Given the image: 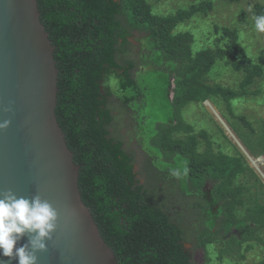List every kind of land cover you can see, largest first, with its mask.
I'll return each mask as SVG.
<instances>
[{"label":"trees","instance_id":"trees-1","mask_svg":"<svg viewBox=\"0 0 264 264\" xmlns=\"http://www.w3.org/2000/svg\"><path fill=\"white\" fill-rule=\"evenodd\" d=\"M37 4L58 70L57 123L79 166L81 200L117 264H197L192 246L205 254L218 247L216 260L223 261L234 258L236 237L240 246L247 245L246 251L263 243L264 197L259 195L264 185L260 177L236 147L234 155L222 152L220 146L213 149L212 136L205 130L195 133L180 115L191 103L216 98L224 100L234 116L230 105L258 91L248 87L264 72L262 54L257 60L246 54L233 28L213 25L215 48L192 50V32L178 27L194 17L207 16L211 0L191 3L170 14L155 13L149 0H37ZM251 13L264 15V3H254ZM133 31L148 35L152 49L169 63L172 122L157 127L154 146L168 160L175 153L187 158V188L154 168L149 159L140 162L133 149L125 150L111 114L97 120L93 113L95 101L90 99L98 91L95 79L103 68L122 70L124 87L134 83V64L121 57L131 51L127 37ZM219 63L242 74L237 89L210 82ZM75 94L85 112L82 120L73 108ZM234 117L249 131L245 134L236 128L245 150L248 147L252 157L258 152L264 158V122L256 133L243 116ZM237 209L243 211L244 227ZM237 255L241 260L244 257L240 252ZM204 260L209 262L208 255ZM258 264H264V257Z\"/></svg>","mask_w":264,"mask_h":264},{"label":"water","instance_id":"water-1","mask_svg":"<svg viewBox=\"0 0 264 264\" xmlns=\"http://www.w3.org/2000/svg\"><path fill=\"white\" fill-rule=\"evenodd\" d=\"M53 53L37 0H0V122L12 121L0 131V198L11 189L17 197L39 196L59 211L47 251L36 253L37 264H117L81 200L79 166L57 123L58 70ZM10 102L14 110L6 113ZM204 103L212 109L207 100ZM225 128L264 180L259 168L264 158H253ZM28 240L25 235L17 246Z\"/></svg>","mask_w":264,"mask_h":264},{"label":"rangeland","instance_id":"rangeland-1","mask_svg":"<svg viewBox=\"0 0 264 264\" xmlns=\"http://www.w3.org/2000/svg\"><path fill=\"white\" fill-rule=\"evenodd\" d=\"M149 1L152 4L154 8L153 11L155 13L170 14L175 13L177 9L187 8L189 4L196 3L202 0ZM211 2L212 8L208 12L207 16L194 17L193 19H191L192 21L179 25L178 27L183 31L187 30L192 32L194 36L192 50L196 52L204 47L215 48L216 34L213 33L212 26L217 25L219 27L224 26L227 28L236 29L238 32L239 42L243 46L246 54L254 58V60H257V57L260 54H262V56L264 57V33H258L255 30V17L251 13L252 5L254 3L263 4L264 0H238L236 2H227L225 0H211ZM139 40L141 41V44L143 42V44L151 45L148 35L141 34L138 37V41ZM218 44L221 45L222 43L220 42ZM143 53H146L145 50H142V54ZM154 54L157 57L156 59L153 58ZM158 57L159 54L153 51V53L151 52L147 59H144L142 61V69H145V72H147H142L143 81L140 84L141 88H145L144 91L142 90V99L144 100L142 103L143 107L145 106V110H143V113L146 114V122L142 121L144 124V128L142 129L143 133H141L140 141L146 146L150 145L149 138L154 134V130L152 129L153 123L155 121L167 120L170 116L169 114L171 113L170 102L172 100V93L170 89L173 88V82L172 80L169 81V76H167L168 69L166 67L169 66L168 62H164L163 68L161 70L156 69V67H161L163 64V62H159ZM147 67H150L152 70L148 72ZM217 69H219V71L215 74L214 78H209L210 82L237 89L242 79V74L240 72H234L229 67L224 68L221 66V63H219L217 65V68L213 70L211 76L214 75V72L217 71ZM255 79L256 80L254 84L249 86L248 90L258 91H255V93L249 94L244 98L236 100L234 103H232V105H230V107L234 116H243L246 121L252 125L256 133H258L260 132V127L264 122V72L261 77ZM215 100L220 103H217ZM207 101L210 103L213 110L204 102L191 103L181 110V118L185 123L191 125L194 128L195 133H198L200 130H205L208 135L212 136L213 149H218V146H220L222 152L228 155H234L236 150H234V147H236L239 151L240 148L235 143L234 139L229 134L225 126L244 147V141L238 135L236 128H240L245 134H249V131L247 127H245L241 122H238L236 117H234L228 111L227 107L225 106L226 103L223 102L224 100L221 101L215 98L213 100ZM222 122L225 126L222 124ZM123 127H127V125L126 122L122 121L120 128L122 129ZM124 136L123 141H126L127 146L132 148L137 153L138 160L140 162L144 161V147L138 146L137 142L135 144L133 143L131 146V143L128 142V134L125 133ZM151 143L153 145V148H156L155 137L151 138ZM204 145L205 141L203 140V142L199 144L200 150L204 148ZM246 149L248 150V147ZM147 150L151 154L152 150L155 152V150L150 146L147 147ZM256 153L258 156H261L258 152ZM256 157L257 156H255L254 158ZM165 159L166 161H168L167 157H165ZM247 162L251 167V162L249 160H247ZM259 168L262 172H264V161L262 162V164H259ZM260 180L264 185V180L261 178ZM185 186L186 184H184L182 188ZM259 196L260 199H263L264 192H261ZM236 215L239 218L240 225L244 227L245 225L243 221L245 220H243V211L237 209ZM260 233L263 243L258 245L253 244L252 249L248 251H246L245 249L247 245L242 244V246H240L237 241L238 237H236V240H234L236 243H234V245L238 249L235 250L234 258L226 257L223 259V261H217L216 255L218 247L207 250V253L205 254L202 248L198 249L197 247L192 246V259L197 264H258L264 257V231H261ZM239 252L244 255L242 260L238 258L237 254ZM206 255H208L209 257V262L204 260V257Z\"/></svg>","mask_w":264,"mask_h":264},{"label":"flooded vegetation","instance_id":"flooded-vegetation-1","mask_svg":"<svg viewBox=\"0 0 264 264\" xmlns=\"http://www.w3.org/2000/svg\"><path fill=\"white\" fill-rule=\"evenodd\" d=\"M143 34L138 31H133L132 34H129L127 37V41L130 43V52L126 54H122L121 57L126 60H132L134 67L132 72V77L134 83L129 86H122L121 79H124L123 71H105L103 68L99 77L95 79V86L98 88V91L91 95V101H95V109L93 113L96 115V119L99 120V116L102 115L103 119H106L110 114L114 118V124H116L119 129V134L123 138L124 134H128V142L132 144L136 143L138 146H143L145 150V159H149L154 168H157L163 174H168L170 178H174L178 184L187 188V175H186V165L187 158L181 155L180 153H175L172 157L166 161V155L159 151L157 148H153L151 143V138L156 136V129L161 124H167L172 122L171 115L167 120L164 121H155L153 123L152 129L154 130V134L149 138L150 145H144L141 141V133H143L144 124L142 121L146 122V114L143 113L145 110V106L143 107V95L142 90L145 88H141L140 84L143 81L142 72H145V69H142V61L147 59L150 53L154 51L151 45L141 44V41H138V37ZM146 35V34H144ZM121 42V41H120ZM140 43V44H139ZM142 50H145L146 53L142 54ZM159 54V53H158ZM154 59H156V55L154 54ZM159 62H163L161 67H156V69H162L164 62L161 55L159 54ZM91 62V61H89ZM169 64V63H168ZM107 66V64H104ZM148 72L152 69L147 67ZM168 76V73H167ZM79 77H75L77 81ZM79 84L76 83L74 85V92L77 91ZM141 89V90H140ZM172 93V92H171ZM81 97V95H80ZM78 94L74 95L73 108L77 110L76 115L79 119H84L85 112H82L79 103H78ZM126 122L127 127L120 128L121 123ZM123 135V136H122ZM125 137V136H124ZM124 142V149L129 150L130 147L127 146L126 141ZM150 146L155 152L152 150V154L147 150V147ZM132 149V148H130ZM173 173H178V175H173ZM205 213L201 214V218L205 219ZM201 249V248H198Z\"/></svg>","mask_w":264,"mask_h":264},{"label":"clouds","instance_id":"clouds-1","mask_svg":"<svg viewBox=\"0 0 264 264\" xmlns=\"http://www.w3.org/2000/svg\"><path fill=\"white\" fill-rule=\"evenodd\" d=\"M255 30L264 33V15L255 17ZM13 110L12 102L4 108L6 113ZM11 123V119H4L0 131H6ZM59 219V211L47 200L39 196L17 197L11 189L7 190L0 198V257L15 260L17 264H37L36 253L47 251V241L52 239ZM25 235L29 236L28 243L17 246ZM0 264L4 261L0 260Z\"/></svg>","mask_w":264,"mask_h":264},{"label":"bare ground","instance_id":"bare-ground-1","mask_svg":"<svg viewBox=\"0 0 264 264\" xmlns=\"http://www.w3.org/2000/svg\"><path fill=\"white\" fill-rule=\"evenodd\" d=\"M252 160H254V159H252ZM250 161V160H249ZM256 162V161H255Z\"/></svg>","mask_w":264,"mask_h":264}]
</instances>
